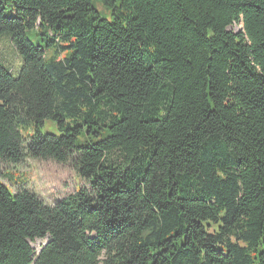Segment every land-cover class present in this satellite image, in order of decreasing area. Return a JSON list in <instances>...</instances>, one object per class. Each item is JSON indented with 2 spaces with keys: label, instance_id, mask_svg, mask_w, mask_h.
I'll return each instance as SVG.
<instances>
[{
  "label": "trees",
  "instance_id": "16d2710c",
  "mask_svg": "<svg viewBox=\"0 0 264 264\" xmlns=\"http://www.w3.org/2000/svg\"><path fill=\"white\" fill-rule=\"evenodd\" d=\"M3 36L0 165L87 188L0 180V264H264V0H0Z\"/></svg>",
  "mask_w": 264,
  "mask_h": 264
},
{
  "label": "rangeland",
  "instance_id": "374dc122",
  "mask_svg": "<svg viewBox=\"0 0 264 264\" xmlns=\"http://www.w3.org/2000/svg\"><path fill=\"white\" fill-rule=\"evenodd\" d=\"M229 29L237 31L239 27L233 25ZM0 61L12 72L17 71L21 63L10 39L6 36L0 38ZM41 132L57 134V128L53 122L46 121ZM0 180L12 193L24 189L34 193L48 205L56 204L79 188H87V183L77 176L70 162L57 164L51 161L25 159L16 165L2 164ZM45 242L36 240L30 245L38 252Z\"/></svg>",
  "mask_w": 264,
  "mask_h": 264
}]
</instances>
